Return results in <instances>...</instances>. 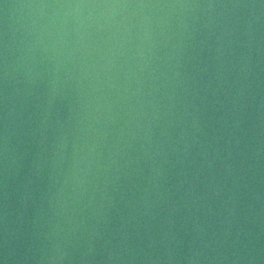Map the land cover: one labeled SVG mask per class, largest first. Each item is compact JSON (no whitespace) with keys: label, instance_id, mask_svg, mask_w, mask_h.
Wrapping results in <instances>:
<instances>
[{"label":"water","instance_id":"1","mask_svg":"<svg viewBox=\"0 0 264 264\" xmlns=\"http://www.w3.org/2000/svg\"><path fill=\"white\" fill-rule=\"evenodd\" d=\"M0 264H264V0H0Z\"/></svg>","mask_w":264,"mask_h":264}]
</instances>
